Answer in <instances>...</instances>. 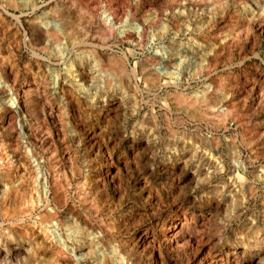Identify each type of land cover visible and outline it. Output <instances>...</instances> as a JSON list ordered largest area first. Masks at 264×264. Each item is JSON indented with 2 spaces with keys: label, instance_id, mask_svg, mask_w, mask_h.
Here are the masks:
<instances>
[{
  "label": "rangeland",
  "instance_id": "rangeland-1",
  "mask_svg": "<svg viewBox=\"0 0 264 264\" xmlns=\"http://www.w3.org/2000/svg\"><path fill=\"white\" fill-rule=\"evenodd\" d=\"M169 1L0 0V66L2 65L0 77L10 86L5 92L0 90V158L8 157L13 150H16L15 148H20L19 150L35 164L37 163L35 161L41 163V160H44L41 168L50 185H53L51 186L52 197L57 196L58 199L52 201V208L56 207L62 215L64 214L66 222L71 226L76 219L77 225L81 228L84 227V222H88L87 224L93 226L96 232L99 229L97 233L100 235V246L112 248L119 244L129 250L132 249L133 253L138 252L134 257L136 261L138 260L137 264H146L148 254L146 251L143 256L141 245L136 246L137 236L144 230L158 235L157 223L174 212V207L162 204V202L167 203L164 198L169 194L177 198L179 204L189 205L191 210L197 212L198 215L208 213L207 238L217 244L216 249L218 250L225 249L228 244L241 240L252 241V234L249 232L251 227H255L256 232L264 233V222H262L264 220V185L259 184L253 177H249L247 182H243L241 177L236 178L234 187L238 190L240 204L234 207L227 205L217 214L212 211L217 198L208 193L211 185L221 180L229 181L230 172L213 176L208 182L204 180L196 181V183H189L186 180L177 181L179 186L167 175V168L175 167L174 165L177 164L174 157L180 158L185 148L197 149L201 156L209 161L220 163L222 166L226 160L225 143L231 137L236 139L237 147L242 149L240 151L244 158L251 162L250 171L263 170L264 154L261 148L256 150L253 148L252 151V148L249 149L245 143V145L242 143L245 140L255 141L258 133L264 130V109L261 114L257 115L255 122L250 117L249 110L245 108L246 104L243 103L246 101L249 105L253 99L251 86L261 87L264 95V33L255 29L257 28L256 21H264V0ZM60 11L63 13H61L62 16ZM108 15L115 18L114 24L112 22L110 25ZM58 16H66V20ZM143 19L151 21L149 24L151 26L145 31L143 37L132 32L121 33L119 27L122 23L129 21L140 24ZM252 19L253 21L256 19L255 23ZM62 20L74 24V28L79 27L78 30L75 29L77 30L76 41L68 45L67 55L69 57L77 53L91 57L95 52L91 57L94 62H91L93 68L91 65L89 78L81 77L80 86L74 84L73 81L63 80L62 83L65 84H63L65 88L63 97L61 94H56L61 89L54 90L53 82H51L53 81L51 68L57 67L61 59L49 50L51 48H44L38 42L34 43L33 35L28 30L30 23L42 27L43 21ZM232 37L235 38L234 45L231 48L224 46L228 44V38ZM213 50L217 51L214 53ZM190 51L198 54L202 51V54L198 55L199 60L203 61L202 63L198 61V65L201 66L198 71L201 73L196 71L191 75L183 76L184 63L182 60ZM96 53L100 57L104 55L110 58L111 61L118 63L124 61L128 68H131L130 71L134 72L131 79L133 85L129 87L128 84H124L122 89L118 84L104 87L99 81L103 80H100L103 78L102 72L109 69V66L107 61H101L102 58L98 57L99 62ZM208 57H212L211 60L214 59L212 63H210L211 60L208 62ZM101 63L103 68L99 67ZM94 64L100 65L96 68ZM105 66L107 69H104ZM13 70L20 73L15 86L12 85ZM35 70L39 76L37 83L27 86L24 84L25 79L31 75L29 72ZM43 75L46 77L44 78ZM215 85L218 86L215 87ZM212 86L219 101L225 92L232 89L235 104L238 110L240 109L239 112L243 114V121H246L243 129L238 128L234 122L230 124L229 129L224 126L223 122L218 125L215 123L217 119L210 111L211 106L207 105L209 98L207 90L212 89ZM18 88H21L19 93L22 95L35 93V96L32 94L31 97H35L38 103L35 104L28 98L25 99L33 104L27 101L24 102L25 105L20 103L21 114L25 115L27 120L25 136H22L16 126V120L21 114L16 115L18 118L10 116L14 110L10 108L12 102L9 100L12 95L18 97L16 91ZM217 88L222 89L216 92ZM261 88L258 91H261ZM178 94L192 100L196 99L194 108L179 105L176 100ZM121 95L125 97L123 105L121 106L118 102L116 106ZM243 97L247 99L244 100ZM236 98L240 100L237 101ZM192 100L190 102L193 103ZM19 102L23 101L19 100ZM26 103L32 106L37 116L28 114L27 108L25 110V107H28ZM113 107V112H109ZM195 112H199L200 115ZM201 112H206L207 116H203ZM220 115L218 119L222 118V114ZM254 124L260 125L254 127ZM93 133L95 137L92 138L90 134ZM146 136L150 138L149 143L146 142ZM142 143L141 147L137 146ZM169 158L174 160L171 162ZM4 161H2L3 165L2 163L0 165V186L2 185L3 189L7 187L8 190L5 194H0V207L3 205L2 201L10 204L15 199L14 194L19 196L25 185V179L15 180L11 175L16 165L12 161L9 163ZM192 163L197 165V159H193ZM109 171L115 178L114 181L111 177H106ZM89 174L92 176L90 179ZM145 179L149 186L146 190L142 188ZM251 190L253 193L249 192ZM152 192L163 198L161 205L155 206L153 200H148L147 196ZM203 195L209 200H201ZM25 203L23 201L22 206H25ZM154 208L156 211L152 210ZM36 210L23 223H16L17 226L20 228L28 224L38 226L45 212L42 209ZM0 211L3 212L2 208ZM2 212H0V235L4 233L6 235L8 231L10 232V226L14 225L10 224L9 217L4 216ZM132 213H136V218L128 220ZM144 213H146L145 216ZM185 232L188 235L192 230L185 228ZM25 240L19 238L15 241L23 248L18 257L21 260H25L32 254L33 246L27 245ZM43 253L45 256L42 257H49L47 251ZM188 257L192 260V256L186 255L183 258L184 264L189 259ZM31 259L33 260L32 256Z\"/></svg>",
  "mask_w": 264,
  "mask_h": 264
},
{
  "label": "bare ground",
  "instance_id": "bare-ground-1",
  "mask_svg": "<svg viewBox=\"0 0 264 264\" xmlns=\"http://www.w3.org/2000/svg\"><path fill=\"white\" fill-rule=\"evenodd\" d=\"M170 1L174 2L173 0H170ZM63 6H65V5H63ZM65 7H68V6H65ZM56 8H58V7H56ZM66 10H67V8H66ZM57 11H59V9ZM55 13H54V15H55ZM59 13L62 16L63 13L61 11ZM64 13L66 14V12H64ZM254 15H255V12H254ZM109 16L111 17V15H108L107 19L110 21V25H111V23L113 22V20L115 18L113 19V18H110ZM58 17H60V16H58ZM65 17H60V19L65 18ZM130 19H128V20L130 21ZM63 20L62 21H43V24L40 22L42 24V27H37L38 25L35 26V25H31V23H30V27H28L29 33L33 35V38L35 41L34 43L38 42V44L43 45L44 48H51L49 50H52L53 51L52 53H54L56 55V57L61 59V63H58L59 65L57 67H55V68L53 67V69H52L50 66L51 71H52L51 77L53 79V81H51V82H53L54 90L56 89L58 91V88L61 89L60 91L56 92L57 95L58 94H61V95L65 94L64 93V90H65L64 85L65 84L62 83L63 80H67L68 82L73 81L74 84H77L78 86H80L79 81H80L81 77L89 78L88 77L89 69L91 70V65L93 68L92 63L94 62L93 61L94 59L92 60L91 57L95 53V52H93V54L91 53L92 54L91 57H89V56L86 57V55H83L81 53H77V54L73 55L72 57H69L67 55L68 45H69V43L74 44V41H76L75 40V38H76L75 33H77V30L79 27L74 28V26H75L74 24H72V23L69 24V23H67V21L65 22ZM65 20H66V18H65ZM129 21L128 22L124 21L125 23H122L121 25L119 24L120 25L119 28L121 30V33L132 32V33H136L135 35L138 34L140 37H143L145 31H147L148 27L151 26V25L149 26L151 21L149 22V20H147V19H143V21H141L140 24L129 22ZM252 21H253V19H252ZM254 21H253V23H255ZM27 22L29 23L31 21H27ZM32 24H33V21H32ZM34 24H37V23H34ZM112 24H114V22ZM182 24H184V23H182ZM256 25H257L256 26L257 28H255V29L259 30L261 33H264V21H256ZM241 28H242V26H241ZM75 29H77V30H75ZM233 31H234V29H233ZM247 31H249V30H247ZM107 32H108V30H107ZM261 33H260V35H261ZM232 35H234V33ZM233 37L228 38L227 42L229 45L227 44L224 46H228L231 48L234 45V40H235V38H233ZM135 38L138 39V37H135ZM142 39H144V38H142ZM38 44H36V45H38ZM222 47H221V49H222ZM228 47H226V48H228ZM197 48H198V46H197ZM218 49H220V47ZM223 49H224V47H223ZM228 50H230V49H228ZM193 51H190L188 53V55L185 56V58H183L184 60L181 59L182 62L184 63V65L182 64L183 65V68H182V75L183 76L191 75V73H195L196 71L200 72L198 70H199V67H201V66L198 65V63H199L198 61H201V63L203 61L199 60L200 57L198 55L202 51L199 52V54L197 52L194 53ZM214 51L215 50H213V52ZM96 54L98 55V53H96ZM96 54H95V56H96ZM211 54H212V52H211ZM35 55H36V53H35ZM212 55H214V54H212ZM96 57H97V59H98V57H99V59L102 58L101 61L104 60L105 62L106 61L108 62L109 69H107V67L105 66L106 68H104V69H107V70L106 71L105 70L103 71V69L101 70V71H103L102 72L103 78H101L100 80H102V79L103 80L99 81L100 83L101 82L103 83L104 87L111 86L113 84H118V86L122 89L124 84H128L129 87L131 86V84L133 85V82L131 81V79H132V75L134 72L130 71L131 68L129 69L128 65L124 61H123V63L122 62L118 63L117 61L116 62L111 61L110 58L108 59L104 55H101V57L98 55ZM201 57H203V56H201ZM211 58L210 57L207 58L208 62H210ZM96 60H95V62H96ZM205 60H204V62H205ZM213 60H211L210 63H212ZM99 62H100V60H99ZM55 64H57V63H55ZM105 64L106 63H104V65ZM173 64H174V62H173ZM173 64H171V65H173ZM94 65L97 68V66H99L100 64H98L97 66H96V64H94ZM179 65H180V62H179ZM9 66H10V64H9ZM206 66H208L207 63H206ZM10 67H12V66H10ZM99 67L103 68L104 66L102 64ZM202 68H200V69L202 70ZM99 71H100V69H99ZM36 72H37L36 70L34 72L33 71L29 72V73H31V75L25 79L24 84H26L27 86H29L32 83L36 84L38 77H39ZM41 74H43V73H41ZM160 74H159V76H160ZM12 75H13V79H12L13 84L12 85L15 86L16 83L18 82L19 77H20V73L17 70H13ZM100 75H99V77H100ZM154 75H157V74H154ZM44 76L45 75H43V77ZM43 81H44V79H43ZM133 81H134V79H133ZM246 81H248V79ZM135 83H134V85H135ZM215 84H216V82H215ZM232 85L234 86V84H232ZM47 86L45 85V87H47ZM50 86H52V85H50ZM217 86L215 85V87H217ZM9 87L10 86L8 85V83L4 82L0 77V90H2V92H5L9 89ZM224 87H225V85H224ZM229 87H227V88H229ZM232 87H230V88H232ZM234 87H236V85ZM256 87L257 86H251L252 90L249 89L253 93V99H252V101H250V104L247 105L246 101L245 102L243 101V103L246 104L245 108H247V110H249L250 117L252 119H254L255 122H256L257 115L261 114L263 112V109H264L263 108L264 107V105H263L264 99H262L264 95H263L262 88L259 87V88H261V91H258L259 88H256ZM66 88H68V87H66ZM99 88H100V85H99ZM20 89L21 88H18L16 90L18 97H14L12 95L10 100H9L12 102L11 105L9 104L10 108L14 110V112H12V114L10 115L11 118L17 117L16 115L20 114V111L18 110V105H21L20 103H23L25 105L24 102H26V101L30 102V100H26L27 98L31 99V101L33 100L32 101L33 103L38 104L36 102L37 99H35V97H31L33 94L31 91L32 89L30 90V92L32 94L28 93V95L27 94L22 95L21 93H19ZM206 89H208V88H206ZM221 89L217 88L216 92H219V90H221ZM224 89H226V88H224ZM212 90H213V86H212V89L207 90L208 91L207 95L209 96L207 105L211 106L210 111H212V115L214 116V118L216 117V119H217V122H215V123H217V125H218V123L223 122L224 126L227 129H229L230 124L232 122H234V124L237 125L238 128L243 129V126L245 125L244 122H246V121L245 120L243 121V116H242L243 114L240 113L241 111L239 112L240 109L238 110L237 104H235V101H234L235 97H234V93L231 91L232 89H229L228 92H225V94L222 96L220 101L218 100V98L214 94L215 89L213 90L212 94L210 93V92H212ZM263 90H264V88H263ZM68 91H69V89H68ZM33 92H34V88H33ZM29 94H30V96H29ZM34 94H33V96H35ZM26 96H28V97H26ZM61 97H63V95ZM177 97H178V99L176 98V100H177L179 105H181V106L187 105L191 109L194 108V106L197 102V101L195 102L196 99L192 100V99H189V97H186L183 95H179ZM205 97H203V99H205ZM218 97H220V95ZM124 98H125L124 95L123 96L121 95V98H118L120 100L119 101L116 100L117 101L116 106H117L118 102L122 106L123 102H124ZM239 98H236L237 101L240 100L242 97L240 99ZM243 99H244V97H243ZM246 99H247V97H246ZM246 99H244V100H246ZM19 100L20 101L22 100L23 102H19ZM190 100H192L193 103L190 102ZM76 101H78V100L76 99ZM206 101H203V102L206 103ZM32 102H30L29 104H33ZM75 103L77 105V102H75ZM101 103H103V102H101ZM244 104H242V105H244ZM6 106H8V105H6ZM38 106H40V105H38ZM238 106H239V104H238ZM77 107H78V105H77ZM239 107H241V105ZM26 108H27L28 114H32V116L34 115V117L38 115L36 113V111L34 109H32V106L28 105V107H25V110H26ZM113 110H114V107L109 112H111V111L113 112ZM81 112H83V111H81ZM195 113H197V115H200L199 112H195ZM195 113H192V114H195ZM201 113H203V112H201ZM205 113H203V116L206 115ZM220 114H222V118H219L220 119L219 120L218 117L221 116ZM106 115H108V114L106 113ZM11 118H10V120H11ZM202 118H205V117H202ZM254 120H253V122H254ZM42 121H43V119H42ZM211 122L213 123V121H211ZM39 125H40V123H39ZM220 125H222V124H220ZM259 125L260 124H254V127H259ZM167 128H169V127H167ZM171 130H170V132H171ZM256 130H257V128H256ZM90 135H92L91 136L92 138L95 137L94 133L90 134ZM251 136L253 137V135H251ZM246 137H248V136H246ZM255 139H256L255 141L254 140H252V141L251 140H249V141L243 140L244 142L242 144L245 143L247 145V147H249V149L252 148L251 149L252 151H253V148H254V150L261 148V150L263 151V154H264V130L260 131ZM146 140H147L146 142L149 143V141H150L149 136H146ZM142 145H143V143L139 144L137 146L141 147ZM104 146H105V144H104ZM183 146H184V144H183ZM225 146H226V148H225L226 160L222 166H220V163L218 164V163L212 162L211 160L209 161L204 156H201L199 153L200 151H198L197 149L192 148V149L188 150L187 148H185L183 155L180 158L174 157L175 161L177 160V162H176L177 164L174 165L175 167H171V168L168 167L169 169L167 168L168 178L171 179L172 181H175L176 183H177V181L181 182V181H185V180L189 183L190 182L196 183V181H200V180H204V181L208 182L209 179L213 176L220 175V174H227L228 172H230L231 176L228 179L229 181L221 180L219 183H216L215 185H211L209 193H208L211 196H214L215 198H217V200L215 201L216 202L215 205L213 204L214 208L212 209V211H214L217 214L227 205H229L230 207L232 205L234 207L235 205L240 204L241 200H240L238 190L236 189V187H234V185L236 184V182H235L236 178L241 177V180L243 182H247L249 177H253V179H255L259 184L264 185V167H263V170L260 172L259 171L258 172H251L250 166H249V164L251 162H249L247 158L246 159L244 158L243 153L240 151L242 149H239L237 147L236 139H233L232 137L229 138L228 141H226ZM135 147H136V144H135ZM188 147H190V146H188ZM15 149L16 150H13L11 152V154L8 155V157H4V155L1 154V155H3L2 157H4V158H2V159L0 158V165H1V163L3 165L2 161H4V160H6V162H8V163H9V161H12V163L16 165V168L14 171L11 172V175L13 176V178L15 180L16 179L20 180V178H21V180L25 179V185L23 186V189L21 190L22 191L21 194L19 191V194H20L19 196H16V194H14L15 199L13 198L14 200L13 201L11 200L12 202L10 201L11 202L10 204H7L5 201H2L3 205H2V207H0L3 210V212L2 211H0V212H2L4 216H8L9 217L8 219L10 220V224L12 223V225H14V226H10V228H11L10 232L7 230L8 235H7V233H6V235H5V233L3 234L5 236L0 235V264H137L138 260L136 261V259H134V257H135V255H137L138 252L133 253L132 249L129 250V248H127L125 246H120L119 244L114 245V247H112V248L100 246V242H99L100 241V235L97 233L99 231V229L96 232L95 229L93 228V226L91 227V226H89V224H87L88 222L87 223L84 222V227L82 226V228L79 227L80 225L79 226L77 225L76 219L72 223L73 226L69 225L65 220L66 218L64 217V214L62 215L56 209V207L52 208V205H51L52 201H57L58 199H57L56 194L54 195L56 197H52L51 186H53V185L52 184L50 185V182H49L46 174L43 172V170L41 168L40 161L39 162L35 161V162H37L35 164V163L31 162L25 156V154H23L19 150L20 148L19 149L15 148ZM137 149H136V151H137ZM174 159L169 158V161L172 162ZM193 159H197V162H198L197 165H193V163H192ZM220 160H221V158H220ZM252 162H253V160H252ZM110 171H109V173L106 174L107 175L106 177H109V178L111 177V180L114 181L115 178L112 177V173ZM71 177H72V175H71ZM88 178L90 179V178H92V176L89 174ZM101 180H102V178H101ZM99 181H100V179H99ZM143 181L144 182L142 184V186H143L142 188H144V190H146L149 187L148 181L146 179ZM177 184L179 186V183H177ZM138 185H140V184H138ZM1 186H0V194L1 193L5 194L8 189H7V187L5 189H3V187H1ZM142 188H141V190H142ZM12 192H13V189H12ZM53 192L56 193V191H53ZM249 192L253 193L252 190ZM159 196H158V194L152 192V193L148 194L147 198H148V200H153V205L155 204V206H157V205L159 206V205H161L160 203L163 200V198H160L161 196L160 197ZM207 198L208 197H205V195L201 196V200L206 201ZM164 200L167 203L164 204L162 202V204L163 205H167V204L171 205L172 207H174V212L171 215L161 219L157 223L158 235L156 233L150 234L148 231L144 230L141 232V234L139 236H137V241H135L136 246L141 245V250H142L141 254H143V256H144V253H146V251H148V254L146 255V264H184L183 258L186 255L192 256L191 257L192 260H190V258L188 257L189 259H187V262L185 264H264V233H260V231L256 232L254 230L255 227H251L250 231H249L252 234L251 235L252 241L246 242L244 240H241V241L236 242V243L228 244L227 248H225V249L218 250V249H216L217 244L212 240H208V238H207V234L209 232V230H207V227L209 226L208 225V223H209L208 222V219H209L208 213H207V215H205V214L199 212L200 215H198L197 212H195L194 210H191L189 205L179 204L178 199L175 198L174 196L170 195V194L167 195L164 198ZM23 201L26 202L25 206H22V205H24ZM7 202H9V201H7ZM82 202H83V200H82ZM167 206H166V208H167ZM22 207H24V208H22ZM36 209H42V211L45 212V213H43V216H42L41 221L39 222L38 226H35V225L31 226V224L25 225L21 228L19 226H17L16 223H19V224L23 223L26 218L31 217V215L35 211H37ZM152 210H155V208ZM146 213H144V216ZM148 213H149V211H148ZM135 214L136 213H132V214H130V216L128 215L129 216L128 220L136 218ZM210 214H212V213H210ZM138 218L139 217H137V219ZM136 220L135 221L133 220V221L134 222L139 221V220H137V221ZM78 221H79V219H78ZM262 222H264V220H262ZM128 225H129V223H128ZM125 226H127V225H125ZM185 228H188V230L190 229V231L192 230V232L190 234L186 235ZM19 238L26 239L24 242H26L27 245L30 244L33 246L32 254H30L25 260L24 259L21 260L18 258L20 256V250L21 249L23 250L22 246L19 243L15 242ZM24 251L27 252L26 250H24ZM44 251L48 252V254H49L48 258L42 257V256H45V254L43 253ZM31 256L33 257V260L31 259ZM92 257H94L95 261L92 260ZM246 259H247V261H245Z\"/></svg>",
  "mask_w": 264,
  "mask_h": 264
},
{
  "label": "built area",
  "instance_id": "built-area-1",
  "mask_svg": "<svg viewBox=\"0 0 264 264\" xmlns=\"http://www.w3.org/2000/svg\"><path fill=\"white\" fill-rule=\"evenodd\" d=\"M110 18H112V17H110ZM18 110L20 111V114H21L20 105H18ZM26 124H27L26 116L21 114L20 117L16 120V126H17V130L22 134V136H25L24 131H25V127L27 126ZM41 164L42 165L44 164V160H41Z\"/></svg>",
  "mask_w": 264,
  "mask_h": 264
}]
</instances>
